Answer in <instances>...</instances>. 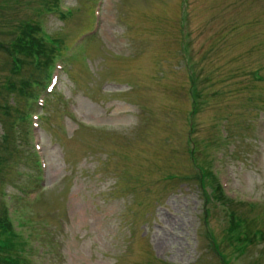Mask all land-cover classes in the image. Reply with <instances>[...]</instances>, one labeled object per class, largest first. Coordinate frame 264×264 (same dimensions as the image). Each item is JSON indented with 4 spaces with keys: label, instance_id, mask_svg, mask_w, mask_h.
<instances>
[{
    "label": "rangeland",
    "instance_id": "1",
    "mask_svg": "<svg viewBox=\"0 0 264 264\" xmlns=\"http://www.w3.org/2000/svg\"><path fill=\"white\" fill-rule=\"evenodd\" d=\"M57 3L0 0L3 47L28 20L54 44L46 74L23 54L27 69L11 72L0 49V86L31 70L42 92L20 98L41 118L0 109L11 252L26 264H264V0H60L64 15Z\"/></svg>",
    "mask_w": 264,
    "mask_h": 264
},
{
    "label": "trees",
    "instance_id": "2",
    "mask_svg": "<svg viewBox=\"0 0 264 264\" xmlns=\"http://www.w3.org/2000/svg\"><path fill=\"white\" fill-rule=\"evenodd\" d=\"M56 1V0H55ZM58 7H59V0H57ZM56 7V4H55ZM57 8V7H56ZM58 9V8H57ZM60 10V8H59ZM61 14H66L62 10L59 11ZM33 29L31 20L25 21L24 24H21L19 26L20 33H17L13 36V39L10 41L9 45H6V47H3L2 45H5L3 42H0V49L4 48L6 52L9 53V62L11 63V72H18L21 69H27L25 67V59L20 58V56L26 55L29 57L33 56L32 65L36 66L37 68H43L44 73L46 74L47 68H51L49 64L51 63V60H53L52 55L54 54V44H52V40H50V43H47L44 41V39L40 36H34L30 32ZM36 30H38L36 28ZM1 41V39H0ZM53 42H55L53 40ZM44 54H47L45 57ZM40 55H43V57L40 58ZM52 65V63H51ZM49 66V67H48ZM49 76V71H48ZM39 79H35L33 76V72L29 70L25 76L21 80L14 81V77L9 75L8 78H6L3 82L2 87L0 88L4 89L9 95L10 101L5 102L3 105L0 104V109L3 110L6 115H10L11 111L14 113H18V123L19 121H24L25 118L29 117L31 110L27 112V110L23 107L21 108V101L20 98L23 96L25 98V104H29L33 102L35 104V99L37 94L40 92H34V88L36 85H38ZM1 98V96H0ZM10 102V103H9ZM24 104V106H25ZM27 105L25 107H27ZM11 135L8 133V131L5 129L3 132V139L7 141ZM3 161L2 154H0V164ZM37 163V159H35ZM209 176L212 177V180L215 182V190H218V193L221 197L225 199V196L223 195L220 186L217 182L216 177L208 173ZM3 200V199H2ZM8 234V236H7ZM248 234V233H247ZM10 237H16L17 234L13 232V230L10 227V223L8 222V218L6 215V206L5 202L3 201V210L0 213V249H4V251H1L0 255V264H22L25 263L28 260L26 259V256L23 253V248L20 247L21 253L19 251V246L14 250V252H11V249L14 248L15 242H12L9 238ZM21 244H27V241L25 239H22L19 241ZM16 245V244H15ZM23 250V251H22Z\"/></svg>",
    "mask_w": 264,
    "mask_h": 264
}]
</instances>
